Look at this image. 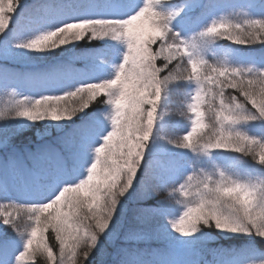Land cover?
Returning a JSON list of instances; mask_svg holds the SVG:
<instances>
[{"label": "snow or ice", "instance_id": "1", "mask_svg": "<svg viewBox=\"0 0 264 264\" xmlns=\"http://www.w3.org/2000/svg\"><path fill=\"white\" fill-rule=\"evenodd\" d=\"M0 92V264H264V0H0Z\"/></svg>", "mask_w": 264, "mask_h": 264}, {"label": "trees", "instance_id": "2", "mask_svg": "<svg viewBox=\"0 0 264 264\" xmlns=\"http://www.w3.org/2000/svg\"><path fill=\"white\" fill-rule=\"evenodd\" d=\"M23 3L31 5L35 2V0H22ZM221 44L226 43L225 41H220ZM256 49V52H260L259 45L254 46ZM20 91H28L27 87L20 86ZM185 92L186 90L181 87L177 91H175L172 95L171 103L169 104L167 108V112L172 115V120L174 122H179V124L182 126L186 122V116H182L180 114L181 112V105L185 102ZM8 97L3 94V92H0V108H3L5 104H7ZM37 129H32L24 137L19 139L17 143L19 144H32L38 142V138L36 136ZM40 131H43V129H40ZM177 132H180L181 129H176ZM182 134V133H181ZM50 242L54 243V238L50 236ZM38 264H44V258L43 257H37Z\"/></svg>", "mask_w": 264, "mask_h": 264}, {"label": "rangeland", "instance_id": "3", "mask_svg": "<svg viewBox=\"0 0 264 264\" xmlns=\"http://www.w3.org/2000/svg\"><path fill=\"white\" fill-rule=\"evenodd\" d=\"M257 53H259V52H257Z\"/></svg>", "mask_w": 264, "mask_h": 264}]
</instances>
